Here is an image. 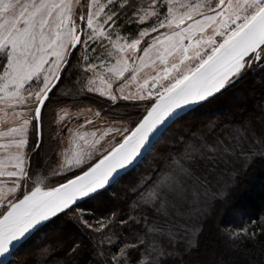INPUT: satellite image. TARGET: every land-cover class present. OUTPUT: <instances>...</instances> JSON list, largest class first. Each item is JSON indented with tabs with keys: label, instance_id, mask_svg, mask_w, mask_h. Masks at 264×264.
<instances>
[{
	"label": "snow or ice",
	"instance_id": "6c2138e0",
	"mask_svg": "<svg viewBox=\"0 0 264 264\" xmlns=\"http://www.w3.org/2000/svg\"><path fill=\"white\" fill-rule=\"evenodd\" d=\"M257 69L264 0H0V264L65 217L81 233L67 254L87 237L93 264H223L200 258L206 225L264 157V101L180 131L131 186L127 213L90 222L82 205L107 200L174 124ZM88 97L103 101L81 106ZM221 232L237 250L264 236V217Z\"/></svg>",
	"mask_w": 264,
	"mask_h": 264
},
{
	"label": "trees",
	"instance_id": "16d2710c",
	"mask_svg": "<svg viewBox=\"0 0 264 264\" xmlns=\"http://www.w3.org/2000/svg\"><path fill=\"white\" fill-rule=\"evenodd\" d=\"M233 91L236 94L232 93ZM237 91H239L238 95L241 96L240 99H238L239 97L236 98ZM239 100L242 103H237ZM82 101H87L90 105L98 107L103 98L88 97ZM261 101H264V73H260L257 69V73L242 81L237 89H232L224 95L217 96L210 103L198 108L185 120L177 122L170 132L179 123H184L185 127L203 125L206 118L213 119L226 113V111H231L233 106H237L235 107V113H238L242 108V111L250 112ZM133 110L135 109L129 108L127 111L132 113ZM118 111L123 112L124 109ZM177 131L172 134L175 133L176 136ZM164 150L165 148L156 147L152 156L124 176V179L112 188L107 200L88 202L82 205L86 212L85 218L92 222L93 219L102 218L112 211L121 214L127 213L128 202L131 199L129 190L135 183L132 177L142 173V169L149 161L157 165ZM156 156L158 159L157 162H154ZM235 181V186L226 190L227 194L216 204L212 218L207 222V234L212 236L213 243L202 251L200 254L202 259L222 261L223 264H242L248 258L255 259L257 262L262 258L261 250L264 249V236H259L255 241L240 243L239 248L233 250L228 247L227 237L221 232V229L225 226L229 229H239L249 220L257 221L264 217V157L255 158L243 174L235 176ZM120 185H124L121 190L118 189ZM110 196L116 197L117 200L112 201ZM79 238H81L79 229L72 219L65 217L55 227L42 228L32 236L27 245L15 257L16 264H37V262L45 264V261L46 264H93V249L87 237H83V245L79 255L73 257L67 254L68 246L74 239ZM44 247H50L51 249L50 255L47 257L39 255L40 250Z\"/></svg>",
	"mask_w": 264,
	"mask_h": 264
},
{
	"label": "rangeland",
	"instance_id": "374dc122",
	"mask_svg": "<svg viewBox=\"0 0 264 264\" xmlns=\"http://www.w3.org/2000/svg\"><path fill=\"white\" fill-rule=\"evenodd\" d=\"M242 87V86H241ZM240 87V88H241ZM239 88V89H240ZM239 91H237V96H236V98L237 97H239L238 99H240L241 98V96H239L238 93ZM232 93H235L236 94V92H232ZM225 100L227 101V99L225 98ZM228 102V101H227ZM242 103V102H240V100L239 101H237V103ZM81 103V106H84V105H90V103H88L87 101H81L80 102ZM235 107H237V106H233V108H232V110L231 111H226V113H223L222 115H219V116H217V117H214L213 119H205L203 122L206 124V123H208L209 121H213V122H215V123H224V122H226L225 120H227L228 122L229 121H231V120H233V119H240L242 116H244V115H246L247 113H249V111H242V109H240L239 111H238V113H235L236 111H235ZM140 111H142V109L140 110ZM132 115H131V119H136L137 118V116H138V111H137V109H135V110H133V112L131 113ZM233 116H234V118H233ZM222 120H224V121H222ZM222 121V122H221ZM185 128H187V127H185V125H184V123H179L178 125H176L175 127H174V129H173V131L172 132H170L169 134H168V136L165 138V139H163L158 145H157V147L159 146L160 148H168L169 147V145H170V141H171V139L175 136V133L174 134H172L173 132H175L176 130H178L177 131V133H179L180 131H182V130H184ZM106 146V145H105ZM158 159V157L156 156L155 157V161L154 162H157L156 160ZM156 165H154L153 163H151L150 161L147 163V165L142 169L143 170V172L142 173H138V175L136 174L135 175V177H132L133 178V180H135V182L137 181V180H139L141 177H143V176H145V175H147V174H149V171H150V169H152L153 167H155ZM249 167V166H248ZM247 167V168H248ZM246 168V169H247ZM246 169H242V170H240L239 172H238V174L236 175V176H238V175H241V174H243L244 173V171H246ZM225 179H231V178H228V177H226ZM235 177H234V181H233V183L231 184V186L229 187V188H231V187H234L235 186ZM124 187V185H120L119 186V190H121L122 188ZM227 194V192H225V195ZM110 198L112 199V201H116L117 200V198L116 197H114V196H110ZM212 214H213V212H212ZM211 218H212V216H211ZM210 218V219H211ZM37 245H38V243H37Z\"/></svg>",
	"mask_w": 264,
	"mask_h": 264
},
{
	"label": "water",
	"instance_id": "95a60500",
	"mask_svg": "<svg viewBox=\"0 0 264 264\" xmlns=\"http://www.w3.org/2000/svg\"><path fill=\"white\" fill-rule=\"evenodd\" d=\"M178 122H179V121H178ZM174 125H175V124H174ZM174 125H173V126H174ZM173 126H172V127H173ZM135 169H136V168H135ZM135 169L130 170L127 174H129L131 171H133V170H135ZM127 174H126V175H127ZM126 175H125V176H126ZM36 233H37V232H36ZM36 233H35V234H36ZM35 234H34V235H35ZM34 235H33V236H34Z\"/></svg>",
	"mask_w": 264,
	"mask_h": 264
}]
</instances>
